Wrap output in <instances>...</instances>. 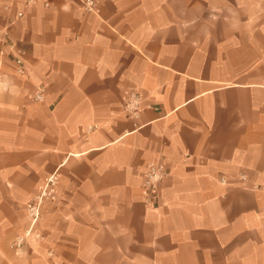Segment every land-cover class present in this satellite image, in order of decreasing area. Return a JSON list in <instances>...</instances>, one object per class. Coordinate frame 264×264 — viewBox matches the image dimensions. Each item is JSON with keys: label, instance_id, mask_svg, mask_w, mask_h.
Here are the masks:
<instances>
[{"label": "crops", "instance_id": "1", "mask_svg": "<svg viewBox=\"0 0 264 264\" xmlns=\"http://www.w3.org/2000/svg\"><path fill=\"white\" fill-rule=\"evenodd\" d=\"M94 1L0 0V264H264V0Z\"/></svg>", "mask_w": 264, "mask_h": 264}, {"label": "built area", "instance_id": "2", "mask_svg": "<svg viewBox=\"0 0 264 264\" xmlns=\"http://www.w3.org/2000/svg\"><path fill=\"white\" fill-rule=\"evenodd\" d=\"M34 0H26V4L32 3ZM85 10L93 11L95 6L94 0H79ZM22 16V12H17L16 17L19 18ZM9 52L12 54L13 60L18 68V72L24 71V62L23 56L25 51L20 46L12 43V42H4ZM42 97V90L37 92L34 96L35 100H39ZM128 108V106H126ZM131 114L135 115L136 112H132ZM166 176V170L161 164H150L145 173L144 179V187L149 191L150 196L147 198V202L153 203L156 199V192L159 184L162 182L163 178ZM241 180H245L244 176H241ZM52 185V182H50ZM46 186L41 194L31 203L27 205L26 215L29 221V225L23 236L16 238L14 246L17 250L22 248L23 243L27 237H40V234L34 231V226L37 223L40 215V205L44 203V201H53L55 199L54 189L52 186ZM251 190L263 193L262 205L264 208V186L253 185L250 187Z\"/></svg>", "mask_w": 264, "mask_h": 264}, {"label": "rangeland", "instance_id": "3", "mask_svg": "<svg viewBox=\"0 0 264 264\" xmlns=\"http://www.w3.org/2000/svg\"><path fill=\"white\" fill-rule=\"evenodd\" d=\"M50 205H53V206H55V204H52V203H50V204H41L40 205V215H39V219H38V221H37V223L35 224V226H34V231L35 232H37V233H39L40 234V237H38V238H35V237H27L26 239H25V242L23 243V245H22V247L26 244V242L27 243H30L31 245L32 244H41V242L43 241V235L40 233V230H39V224H40V219H41V212H42V208H44L45 207V209L47 208V206H50ZM26 208H27V206H26ZM45 209H44V211H45ZM27 216V215H26ZM27 220H28V218H27ZM28 225H29V221H28ZM23 236V235H22ZM18 238V237H17Z\"/></svg>", "mask_w": 264, "mask_h": 264}]
</instances>
